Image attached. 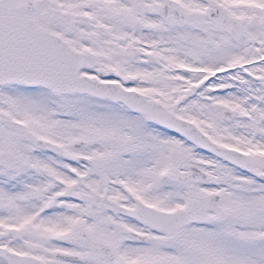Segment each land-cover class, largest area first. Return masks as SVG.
I'll return each mask as SVG.
<instances>
[{
  "label": "snow or ice",
  "instance_id": "obj_1",
  "mask_svg": "<svg viewBox=\"0 0 264 264\" xmlns=\"http://www.w3.org/2000/svg\"><path fill=\"white\" fill-rule=\"evenodd\" d=\"M0 264H264V0H0Z\"/></svg>",
  "mask_w": 264,
  "mask_h": 264
}]
</instances>
